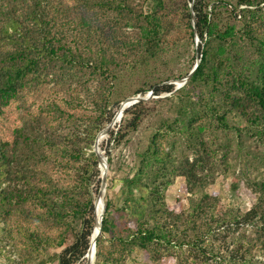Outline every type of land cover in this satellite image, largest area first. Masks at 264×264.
Returning <instances> with one entry per match:
<instances>
[{"label": "trees", "instance_id": "16d2710c", "mask_svg": "<svg viewBox=\"0 0 264 264\" xmlns=\"http://www.w3.org/2000/svg\"><path fill=\"white\" fill-rule=\"evenodd\" d=\"M182 1L189 33L187 39L170 44V13L165 0H0V116L45 81L43 71L48 63L72 67L70 72L92 69L108 85L95 101L96 120L85 125L82 132L74 129L60 134L42 114H28L10 129V136L0 138V251L11 262L28 264L45 256L42 264H85L95 228L96 198L91 186L101 177L93 146L121 103L130 97H116L111 83L119 79L122 65L127 70L152 67L187 40L195 45L193 3L201 39L197 71L179 90L167 83L172 78L150 86L155 96L177 94L182 117H187L188 107L201 103L200 111L188 117L184 125L193 157L181 155L175 160L162 148L158 138L168 134L163 122L132 176L122 179V211L131 214L134 226L117 224L119 196L105 201L96 264H126L122 260L133 248L142 250L153 264L170 257H180L185 264L189 258L206 264H264V181L251 189L257 200L247 212L227 208L218 196L206 193L193 199L188 211H175L165 200L172 176L184 177L186 192L194 195L204 190L206 175L216 165L217 149L208 146L201 137L202 128L194 126L200 119L214 120L224 130L235 128L240 137L246 135L264 143V32L258 30L264 0ZM144 3L152 6L144 11ZM94 9L112 16L104 27H111L113 38L119 37L123 25L134 27L133 37L126 33L120 38V49L128 51L127 60L103 48L108 35L105 28L93 26L98 16L92 14ZM223 13L228 23L221 29ZM237 21L242 24L238 31L233 24ZM70 33L75 48L68 42ZM91 37H96L97 43ZM251 51L252 58L258 55L261 60H251ZM146 104L131 107L119 129L110 131L116 147L138 131L148 116ZM230 116L239 118L237 126L229 125ZM222 158L226 160L228 152ZM108 162L111 167L110 155ZM70 171L76 176L63 183L58 174ZM53 231H59L58 238L51 235ZM249 231L251 236L246 234ZM108 233H113L120 246L118 258L103 251V237ZM69 234L73 236L71 242ZM11 249L17 261L10 256Z\"/></svg>", "mask_w": 264, "mask_h": 264}, {"label": "rangeland", "instance_id": "374dc122", "mask_svg": "<svg viewBox=\"0 0 264 264\" xmlns=\"http://www.w3.org/2000/svg\"><path fill=\"white\" fill-rule=\"evenodd\" d=\"M165 2L170 13L168 22H171V30L168 35L169 43L171 44L185 37L187 39L189 31L186 26L187 20L183 13V1L165 0ZM140 4L142 5V2ZM143 6L145 11L146 7H151L152 4L144 3ZM260 7L263 9L264 3ZM95 12L98 16L93 21V26L105 28V35H108V38L104 41L103 48L108 50L110 54H114L122 60H127L125 56L128 51H125L123 48L120 49V41H122L120 38H123L126 33H128L129 37L130 34L133 37L134 31H131V28L134 27L132 25L129 27L123 25L119 37L117 39L114 37V39L113 36L115 35L112 34L111 27H104L111 20L112 16L102 14L101 10H92V14ZM260 15L261 21L258 30L264 32V10ZM219 20H221L220 28L223 29L228 23L227 14L223 13L222 19ZM233 24H235L237 31L242 27V24L238 21ZM71 34H69L70 39H68V42L71 47L75 48L76 42ZM90 40L93 43H97L96 37H91ZM78 41L85 40L78 39ZM194 42L195 45L187 40L180 49H175L174 47L171 49V52L152 67L145 68L142 66L127 70L126 65H122L119 79L111 83L116 97L130 96L127 98L129 99L138 98L139 96L147 99V101H143L142 103H147L146 109L148 111L146 112L148 116L138 131L132 133L120 146L116 147L115 143L111 141L110 133L99 142V149L102 155L106 158L110 155L113 159L111 167L108 162L107 187L104 198L105 201L107 198L114 200L119 196L116 204L119 212L117 211L115 215L118 225L128 223L129 226H134L135 224L131 214L127 211L125 213L122 211L125 208L120 193L123 184L122 179L128 175L132 176L140 160L143 158V154L147 151L155 131L158 130L159 126L164 125L163 122H166L165 130L168 131V134L165 137L158 138L162 148L169 150L175 160L180 158L181 155H189L191 159L193 157L191 147L187 144V138L184 135L187 131L184 125L187 124L188 117L194 116L200 111L199 106H202L201 103H196L193 108L188 107L185 113L187 117H182L178 113L180 100L176 96L177 94L166 93L161 96H155L153 91L150 90V86L169 78L172 79L167 82L168 84L176 85V83L183 81L186 78L184 76L188 70L194 69L197 64L198 47L196 44L197 42L198 44L201 43L200 37H195ZM80 48L83 50L82 46ZM252 52L248 55L251 60H261L258 55L252 58L254 55ZM46 66L47 69L43 71L45 81L42 84L34 86L22 99L15 101L7 110L5 116H0V138L10 136V129L20 125L22 118L28 114L37 117L42 114L48 119L50 127L60 134H67L74 129L82 132L85 129V125H88L92 120H96L95 118L98 115L95 101L99 98V94L102 93L103 89L108 86L103 83L104 79L98 74L92 73V69L82 71L79 68L70 72L73 68L66 67L61 63H48ZM180 77L181 79H175ZM184 86L176 85V89L179 90ZM140 90H146V93L134 96ZM192 94L195 99L198 98V95ZM123 103H121L120 107ZM113 109L115 108L113 107ZM123 117L115 123L110 131H117L119 129ZM238 122L239 118L235 116L228 118L230 126H237ZM194 126L198 129L202 128L201 137L204 138L205 143H208V146L211 148L217 149L214 159L217 166L215 165L211 172L208 171L204 190L196 192L194 195L186 192L184 177L172 176L173 182L165 191L167 205L175 211H188L192 200H197L202 194L206 193L218 196L222 205L227 208L232 207L247 212L257 200L256 194L251 189L254 187V184L264 181V161H261V158L264 157V143H260L246 135L240 137V133L235 128L224 130L218 127L217 123L211 119H200L199 123ZM242 134L244 133L242 132ZM92 152H94V146ZM227 152L228 158L225 160L222 157ZM58 176L63 183H69L74 179L76 173L73 171H70L68 174L61 172ZM100 188L101 177L97 178L91 186V191L95 198H97ZM1 227L2 224H0ZM75 227H79L78 222L75 224ZM246 234L251 236L253 233L249 231ZM51 235L58 238L59 231H53ZM112 236L113 233H108L103 237L102 248L105 254L113 253L118 258L121 253L120 246ZM72 240L73 236L69 234L68 242ZM11 255L16 258V261L18 260L17 255L12 253V249L10 251ZM257 256L260 258L259 256L261 255L258 253ZM46 259L45 256H42L37 262H29L28 264H40ZM181 260L180 257L178 259L170 257L161 264H185ZM122 261H125L126 264H153L148 255L138 248H133L126 253ZM0 264L15 263L7 259L4 252L1 253L0 251ZM85 264H87V260ZM94 264H96V257ZM186 264L206 263L202 261L193 262L189 258Z\"/></svg>", "mask_w": 264, "mask_h": 264}, {"label": "water", "instance_id": "95a60500", "mask_svg": "<svg viewBox=\"0 0 264 264\" xmlns=\"http://www.w3.org/2000/svg\"><path fill=\"white\" fill-rule=\"evenodd\" d=\"M190 8H191V13H192V24H193V27L195 30V37L198 38V34H197L196 26H195V14L193 11V3L190 5ZM196 46L198 47V42H197ZM200 63H201V56L197 52V64H196L195 68L192 70V72L183 81H180V83L179 82L176 83V85L177 86L186 85L188 83V81L193 77L195 72L197 71ZM143 101H147V99L141 98L139 96H138V98H129V99L125 100V102L122 104L119 111L117 112L116 116L113 118L112 122L103 131H101L96 138L95 145H94V153L96 154L98 161H99V168L101 171V188H100L98 196L95 200V226L97 225V207H98V204H100L101 202H104V205H103V212H102L101 221L99 222L100 230L97 234V238L95 241H92V237H91V245H90V248H89L88 253L86 255L87 264H94L92 258H93V255H95L94 257H96L97 241L101 236L102 226H103L102 225L103 215H104L105 209H106L104 193H105L106 187H107V171H108L109 166H108V158L103 157L102 153L99 149L100 139L105 138L106 136L109 135L111 128L115 125L117 120H120L123 117V115L127 109L133 107L136 104L142 103ZM103 160L106 162L105 171H102V169H101V164H102Z\"/></svg>", "mask_w": 264, "mask_h": 264}, {"label": "bare ground", "instance_id": "6f19581e", "mask_svg": "<svg viewBox=\"0 0 264 264\" xmlns=\"http://www.w3.org/2000/svg\"><path fill=\"white\" fill-rule=\"evenodd\" d=\"M118 121V120H117ZM116 121V123H117ZM104 138L100 139V142L103 140ZM100 144V143H99ZM103 156V155H102ZM104 157V156H103ZM105 164L106 162L103 160L102 164H101V169L102 171H105ZM103 205H104V202H101L100 204H98V207H97V225L95 226L94 228V233H93V236H92V241H95L96 238H97V234L100 230V224L99 222L101 221V217H102V212H103ZM95 255H93V263L95 261ZM90 258V257H89Z\"/></svg>", "mask_w": 264, "mask_h": 264}]
</instances>
